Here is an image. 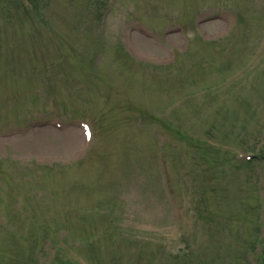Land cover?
Returning <instances> with one entry per match:
<instances>
[{
  "label": "rangeland",
  "instance_id": "obj_1",
  "mask_svg": "<svg viewBox=\"0 0 264 264\" xmlns=\"http://www.w3.org/2000/svg\"><path fill=\"white\" fill-rule=\"evenodd\" d=\"M34 1L0 0V264H264V0Z\"/></svg>",
  "mask_w": 264,
  "mask_h": 264
},
{
  "label": "trees",
  "instance_id": "obj_2",
  "mask_svg": "<svg viewBox=\"0 0 264 264\" xmlns=\"http://www.w3.org/2000/svg\"><path fill=\"white\" fill-rule=\"evenodd\" d=\"M20 4H22V2H21ZM32 4H34L35 8L37 9V6L35 5V1H34V0H32ZM22 5H23V4H22ZM23 6H24V5H23ZM36 9H33V10H31L30 12H35ZM12 20H14V18H12ZM21 20H22V19H21ZM46 21H48V20H46ZM260 156H261V157L264 156V150H262V151L260 152ZM245 163L248 164V165L252 164L251 161H245Z\"/></svg>",
  "mask_w": 264,
  "mask_h": 264
}]
</instances>
